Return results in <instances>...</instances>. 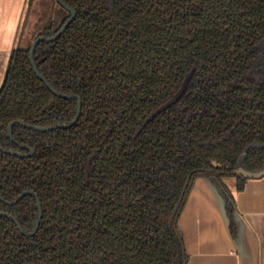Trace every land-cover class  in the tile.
<instances>
[{
  "label": "trees",
  "instance_id": "trees-1",
  "mask_svg": "<svg viewBox=\"0 0 264 264\" xmlns=\"http://www.w3.org/2000/svg\"><path fill=\"white\" fill-rule=\"evenodd\" d=\"M64 1L75 18L33 57L56 90L79 95L80 115L49 131L13 124V137L35 152L0 151V195L33 190L42 216L33 235L0 216V264H176L168 220L188 176L172 223L181 264L177 218L195 177L216 186L235 237L224 179L240 191L247 178L238 168L264 167V0ZM46 15L35 36L52 35L69 16L62 7ZM33 38L12 49L0 85V142L23 153L7 135L10 121L66 124L77 106L34 73ZM192 68L182 97L137 132ZM0 211L32 232V194L0 200Z\"/></svg>",
  "mask_w": 264,
  "mask_h": 264
},
{
  "label": "crops",
  "instance_id": "crops-1",
  "mask_svg": "<svg viewBox=\"0 0 264 264\" xmlns=\"http://www.w3.org/2000/svg\"><path fill=\"white\" fill-rule=\"evenodd\" d=\"M27 0H0V85L9 55L19 45ZM234 195L236 236L216 186L206 176L193 179L177 218L185 264H264V175L247 178L237 191L234 178H225Z\"/></svg>",
  "mask_w": 264,
  "mask_h": 264
},
{
  "label": "water",
  "instance_id": "water-1",
  "mask_svg": "<svg viewBox=\"0 0 264 264\" xmlns=\"http://www.w3.org/2000/svg\"><path fill=\"white\" fill-rule=\"evenodd\" d=\"M32 1L33 0H27L28 8L32 4ZM57 7H62L65 11H67V13L69 15L68 18L57 29V31L55 33H53L52 35L46 36L44 34H39V35H36L32 39V41H31V43L29 45V49H28V59L30 61V64H31V66L33 68V71L36 74V76L45 84V86L48 88V90L51 93H53L56 96L65 98V99H71V98L76 99L77 106H76L75 115H74L73 119L69 123H66V124H53V125H50V126H42V125L30 124V123L25 122L22 119H15V120L10 121L8 123V125H7V135L9 137V139L13 143L17 144L19 147L27 149L28 151L26 153H23V152L17 151V150H8V149H5L2 146L1 142H0V151H2V152H5V153L11 154V155H15V156H18V157L32 156L34 154V152H35V150L32 147L20 144L13 137V135H12V126L15 123L20 124V125H22L24 127L30 128V129L37 130V131H49V130H52V129H55V128H68V127L72 126L79 118L80 110H81V98L79 97V95L74 93L73 91H68L67 93H62V92H59L58 90H56L50 84V82L46 79V77L38 70L37 64H36V62L34 60V57H33L34 50H35V47H36L38 42H40V41L49 42V41L55 40L66 29V27L70 24V22L76 16V10H75L74 6L71 3H67L64 0H55V8H57ZM28 11L26 13V16L28 14ZM55 20L58 21L57 18H55ZM192 73H193V68L186 73L184 79L180 83V86L172 94V96L170 98H168L166 101H164L163 103H161L160 105H158L154 110H152L148 114V116L143 120V122H142V124L139 127L137 132H140L142 130V128L145 127L150 121H152L159 113L163 112L167 108H169L172 105H174L182 97V95L184 94V92H185V90H186V88L188 86V83L190 81ZM203 170H210V169H203ZM238 172H239V174H241L243 177H246V178H259V177L264 175V167H262L260 169H257V170H254V171L246 170L243 167H239L238 168ZM189 179H190V177L188 176L186 178L182 188H181V191H180L179 197L177 199V202H176V204H175V206H174V208L172 210V213L169 216V220H168V226H169V229H170V231H171V233L173 235V239H174V241L176 243V247H177V263L176 264H181V262H182V254H181L180 242H179L178 237L176 236V234L173 231L172 223H173L175 214H176V212L178 210V207L180 205V202H181V200L183 198V195L185 193V190L187 188ZM27 194H32L35 197L36 206H37V217H36V220H35V223H34V227H33V230H32L31 233L27 234L23 230V228H22L21 224L19 223V221L17 220V218L14 217L13 215H11L10 213H8L6 211H0V216H5V217L10 218L15 223L17 229L22 234H24V235H33L38 229V226H39V223H40V220H41V216H42V209H41V204H40V200H39L38 195L33 190H22L12 200H7L2 195H0V200L3 201L6 204H14L18 200H20L24 195H27Z\"/></svg>",
  "mask_w": 264,
  "mask_h": 264
},
{
  "label": "rangeland",
  "instance_id": "rangeland-1",
  "mask_svg": "<svg viewBox=\"0 0 264 264\" xmlns=\"http://www.w3.org/2000/svg\"><path fill=\"white\" fill-rule=\"evenodd\" d=\"M32 2V11L28 12L26 16L27 11L29 10L28 6H26V10L24 12L22 26L20 29V40L25 39L27 41L33 38L35 33H37L42 28L41 26L47 21L46 14H48V17H52L54 9L53 0H33Z\"/></svg>",
  "mask_w": 264,
  "mask_h": 264
},
{
  "label": "flooded vegetation",
  "instance_id": "flooded-vegetation-1",
  "mask_svg": "<svg viewBox=\"0 0 264 264\" xmlns=\"http://www.w3.org/2000/svg\"><path fill=\"white\" fill-rule=\"evenodd\" d=\"M54 8H55V3H54ZM43 25H44V24H43ZM43 25H42V26H43ZM42 26H41V27H42ZM40 30H41V29H40ZM40 30H39V31H40ZM39 31H38V32H39ZM38 32H37V33H38ZM35 34H36V33H35ZM24 41H25V39H24ZM22 42H23V40L21 41V43H22ZM21 43H20V44H21Z\"/></svg>",
  "mask_w": 264,
  "mask_h": 264
}]
</instances>
